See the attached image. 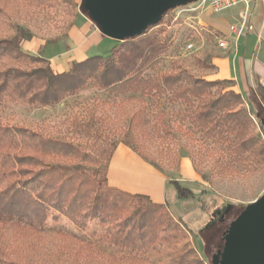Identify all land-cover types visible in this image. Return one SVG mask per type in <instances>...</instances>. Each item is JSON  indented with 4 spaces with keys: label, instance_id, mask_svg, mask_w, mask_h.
Here are the masks:
<instances>
[{
    "label": "rangeland",
    "instance_id": "1",
    "mask_svg": "<svg viewBox=\"0 0 264 264\" xmlns=\"http://www.w3.org/2000/svg\"><path fill=\"white\" fill-rule=\"evenodd\" d=\"M79 3L80 0H0V37L14 38L30 55H42L47 47L56 54L67 49L68 29L79 14L84 15ZM196 5L189 2L172 8L150 27L165 49L149 65V73L185 69L194 77L209 80L217 31L210 24L213 12L205 7L190 10ZM188 42L194 44V49H186ZM6 64L25 67L31 63L0 61V67ZM229 89H233L231 84L220 83L211 87L209 94L217 96ZM197 103L193 98L191 102L173 100L166 93L152 96L104 90L93 80L50 106L34 108L4 100L0 124L27 127L70 142L87 153L55 155L47 158L50 163L80 164L93 170L105 164L113 143L117 146L123 140L129 141L140 155L129 148L167 179L161 192L162 203L174 220L170 226L174 228L169 231V241L129 253L108 242L105 234L112 230L98 220L79 228L50 211L40 228L0 221V264H171L182 249L183 253L193 249L203 264H211V255L220 248L230 221L264 191V126L260 120H264V93L250 92L249 99L232 105V110L242 107L251 114L252 124H245L242 130L245 137H259L261 145H250L252 153L239 154L236 150V117L229 119L217 113L212 129L194 124L191 114ZM138 112L145 117L144 134L140 126L129 127ZM159 117H163L167 130L161 128ZM170 180H178L192 194L179 196ZM71 234L90 241L92 250Z\"/></svg>",
    "mask_w": 264,
    "mask_h": 264
},
{
    "label": "trees",
    "instance_id": "2",
    "mask_svg": "<svg viewBox=\"0 0 264 264\" xmlns=\"http://www.w3.org/2000/svg\"><path fill=\"white\" fill-rule=\"evenodd\" d=\"M78 6L86 13L81 0ZM150 27L136 37L123 41L113 39L115 44L106 52L75 62L63 72L53 71L48 59L42 55L24 52L14 38L0 37V61L31 63L25 67L8 64L0 67V106L6 99L34 108L50 106L76 92L89 80L104 90L118 93L152 96L166 93L173 100L183 102H191L193 98L198 101L191 114L194 124L212 129L217 113H223L229 119L236 117L238 129L234 136L239 139L236 150L239 154L252 153L250 145L260 146L259 137L254 134L245 137L242 130L245 124H252L251 114L242 107L232 110L233 104H242L245 98L233 89L217 96L209 94L211 87L220 83L232 85L231 80L194 77L185 69L159 75L147 71L165 49L164 43L149 31ZM159 118L161 128L167 130L163 117ZM260 120L264 126V120ZM144 121V114L138 112L129 127L140 126L143 133ZM121 142L140 155L129 141ZM112 145L105 164L93 170L80 164H55L47 158L62 154L87 156V153L70 142L27 127L0 124V221L40 228L46 223L50 211L66 217L79 228L98 220L112 230L105 234L108 242L129 253L169 241L174 220L163 203H155L145 194L130 193L108 184L107 168L116 146ZM170 183L179 196L192 194L178 180H170ZM71 237L92 250L90 241H82L75 234ZM188 252L180 250L171 264H203L193 249Z\"/></svg>",
    "mask_w": 264,
    "mask_h": 264
},
{
    "label": "crops",
    "instance_id": "3",
    "mask_svg": "<svg viewBox=\"0 0 264 264\" xmlns=\"http://www.w3.org/2000/svg\"><path fill=\"white\" fill-rule=\"evenodd\" d=\"M243 9V5H237L221 13H213L210 19L217 35L226 36L228 46H214L211 51L213 71L209 80H231L232 88L249 99L250 92L264 93V0H251L248 21L253 29L236 35L229 26L238 22ZM67 34V49H60L53 54L51 48L47 47L42 54L55 72L67 71L75 62L105 52L115 44L113 39L102 35L97 26L82 14L77 16ZM107 180L110 186L130 193L145 194L155 203H162L161 192L167 181L162 173L147 166L123 144L113 150L107 168Z\"/></svg>",
    "mask_w": 264,
    "mask_h": 264
},
{
    "label": "water",
    "instance_id": "4",
    "mask_svg": "<svg viewBox=\"0 0 264 264\" xmlns=\"http://www.w3.org/2000/svg\"><path fill=\"white\" fill-rule=\"evenodd\" d=\"M196 0H81L102 35L117 41L141 35L170 9ZM211 264H264V191L247 203L222 234Z\"/></svg>",
    "mask_w": 264,
    "mask_h": 264
},
{
    "label": "built area",
    "instance_id": "5",
    "mask_svg": "<svg viewBox=\"0 0 264 264\" xmlns=\"http://www.w3.org/2000/svg\"><path fill=\"white\" fill-rule=\"evenodd\" d=\"M250 2L251 0H196V7L190 10L205 7L210 9L213 13H221L231 7L243 5L244 9L239 15L238 22L229 26L230 31L236 35H240L243 31H249L253 29L252 24L248 21ZM215 40L218 47L227 48L228 40L226 36L215 35ZM185 47L187 50H192L194 49V44L192 42H188Z\"/></svg>",
    "mask_w": 264,
    "mask_h": 264
},
{
    "label": "flooded vegetation",
    "instance_id": "6",
    "mask_svg": "<svg viewBox=\"0 0 264 264\" xmlns=\"http://www.w3.org/2000/svg\"><path fill=\"white\" fill-rule=\"evenodd\" d=\"M222 243H223V241H222ZM221 246H222V244H221ZM221 246H220V247H221Z\"/></svg>",
    "mask_w": 264,
    "mask_h": 264
}]
</instances>
